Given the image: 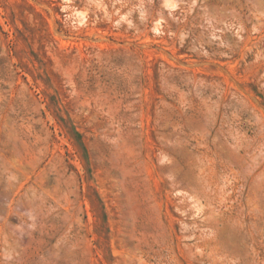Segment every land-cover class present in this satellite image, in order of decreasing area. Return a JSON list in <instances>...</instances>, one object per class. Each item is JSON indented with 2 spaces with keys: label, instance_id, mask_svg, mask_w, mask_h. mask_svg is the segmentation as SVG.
<instances>
[{
  "label": "rangeland",
  "instance_id": "rangeland-1",
  "mask_svg": "<svg viewBox=\"0 0 264 264\" xmlns=\"http://www.w3.org/2000/svg\"><path fill=\"white\" fill-rule=\"evenodd\" d=\"M0 264H264V0H0Z\"/></svg>",
  "mask_w": 264,
  "mask_h": 264
}]
</instances>
